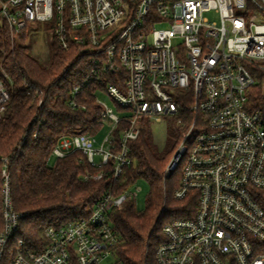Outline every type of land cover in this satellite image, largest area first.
Returning <instances> with one entry per match:
<instances>
[{
    "label": "built area",
    "instance_id": "1",
    "mask_svg": "<svg viewBox=\"0 0 264 264\" xmlns=\"http://www.w3.org/2000/svg\"><path fill=\"white\" fill-rule=\"evenodd\" d=\"M36 22L61 48L75 42L90 52L87 81L112 73L119 82L96 91L98 134H62L49 161L80 150L117 178L132 162L128 143L141 120L175 117L180 134L165 173L178 169L174 197L196 193L197 203L192 216L164 225L157 264H264V119L250 104L258 77L264 97V0H0V24L12 39ZM3 76L0 69V117L9 98ZM3 175L0 264L7 252L6 264H116L111 212L135 192H107L86 215L45 226L47 242L36 250L15 238L22 213Z\"/></svg>",
    "mask_w": 264,
    "mask_h": 264
},
{
    "label": "trees",
    "instance_id": "2",
    "mask_svg": "<svg viewBox=\"0 0 264 264\" xmlns=\"http://www.w3.org/2000/svg\"><path fill=\"white\" fill-rule=\"evenodd\" d=\"M26 37V28L18 39H12L0 24V69L7 73L2 79L9 92L0 117V229L4 169L12 207L22 213L15 238L22 237L36 250L47 242L45 226L86 215L98 197L111 191L127 192L136 181L144 180L149 185L144 210L137 208L135 196L127 194L122 207L111 212L120 235L114 252L116 264H157L156 250L165 238L164 225L177 217L192 216L197 203L196 193L184 200L174 197L180 180L178 169L165 173L177 145L179 128H175L176 138L160 149L152 138L150 118H143L139 136L128 143L132 162L117 178L113 177L110 164L93 165L80 150L49 161L62 134H98L104 123L96 91L103 89L106 82L119 83L118 75L105 73L101 79L87 81L92 63L86 48L75 42L68 49L61 48L51 34L49 56L43 59L32 51ZM258 80L250 90V104L261 109L264 119L262 78ZM76 86L79 91L74 93ZM172 118L176 123L177 118ZM183 119H188V115ZM125 125L121 122L115 128L116 140ZM99 172H103L102 177L94 179ZM261 199L264 205V195ZM8 254L5 253L3 264L7 263Z\"/></svg>",
    "mask_w": 264,
    "mask_h": 264
},
{
    "label": "rangeland",
    "instance_id": "3",
    "mask_svg": "<svg viewBox=\"0 0 264 264\" xmlns=\"http://www.w3.org/2000/svg\"><path fill=\"white\" fill-rule=\"evenodd\" d=\"M26 29V43L30 44L32 51L43 59L48 58L51 30L46 27V24L44 22L30 23L28 24ZM99 96L110 105H114L111 97L105 92H100ZM151 124L152 138L158 148H164L168 140L171 141L176 138V123L174 122L171 116H163L161 120L153 119L151 120ZM106 131L107 129L105 128L103 132ZM55 159L56 158L53 157L51 159V162H54ZM130 189L131 191L136 193L135 198L137 208L139 210H144L146 208V200L149 193V185L144 180H138L134 184H132ZM112 261H114V257H110L106 262Z\"/></svg>",
    "mask_w": 264,
    "mask_h": 264
}]
</instances>
